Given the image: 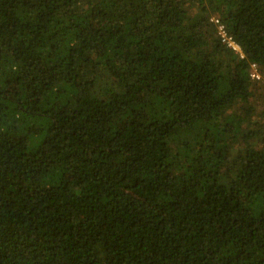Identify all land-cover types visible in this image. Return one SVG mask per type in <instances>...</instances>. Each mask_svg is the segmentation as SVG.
Returning a JSON list of instances; mask_svg holds the SVG:
<instances>
[{
  "label": "trees",
  "instance_id": "trees-1",
  "mask_svg": "<svg viewBox=\"0 0 264 264\" xmlns=\"http://www.w3.org/2000/svg\"><path fill=\"white\" fill-rule=\"evenodd\" d=\"M0 264H264V0H0Z\"/></svg>",
  "mask_w": 264,
  "mask_h": 264
},
{
  "label": "built area",
  "instance_id": "built-area-1",
  "mask_svg": "<svg viewBox=\"0 0 264 264\" xmlns=\"http://www.w3.org/2000/svg\"><path fill=\"white\" fill-rule=\"evenodd\" d=\"M216 22H217V20H216ZM219 29H220V33H221L223 39L225 40V39H226V36H225V31H224V29H223V26L220 25V26H219ZM227 42H228V45H229L230 47H232L234 50H237V51L240 50L239 46H238V45H237L232 39L227 38ZM240 54H242V53L240 52ZM260 75H261V74L258 72L256 66H255V65H252V70H251V72H250V77H251L252 79H260Z\"/></svg>",
  "mask_w": 264,
  "mask_h": 264
}]
</instances>
